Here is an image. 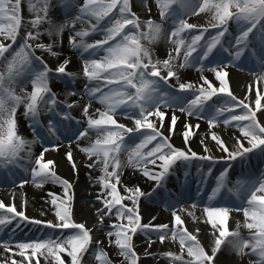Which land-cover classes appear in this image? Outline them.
<instances>
[{"label":"snow or ice","instance_id":"obj_1","mask_svg":"<svg viewBox=\"0 0 264 264\" xmlns=\"http://www.w3.org/2000/svg\"><path fill=\"white\" fill-rule=\"evenodd\" d=\"M154 3L159 21L150 16L142 19L132 10V0H0V172L12 173L16 169L30 172L37 187L48 182L59 183L70 201L72 197L68 193L72 185L56 175L52 170L55 161L47 159L45 153L58 151L62 138L71 137L87 155L90 161L87 167L100 165L102 174L96 183L101 186V191L96 195V201L101 207L96 209L99 224L96 231H106L109 246L118 248L119 256L127 264H139L140 256L133 239L139 233L148 237L149 248L155 243L150 238L152 235L160 243L168 238L178 241L179 254L164 253L170 258L169 264H216L222 245L241 258L240 264L244 257L253 256L256 259H250L249 264H264V174L255 179L237 180L234 187H229V165L216 177V186L207 196L208 203L203 208L206 222L214 230V246L210 251H206L197 238L199 228L193 234L184 227L175 204L166 206L173 209L172 228L168 224H142L139 201L142 197H150L151 193L142 191L139 186H123L121 180L125 167L143 166V175L159 187L181 165L188 169L194 161L215 163L213 156L198 155L189 146L192 129H199V124H185L182 133L185 149L176 148L170 142V136L162 131L166 118L162 109L172 110L169 133H174L178 119L175 112L179 111L188 117L204 119L210 130L221 124L236 128L239 134L233 137L231 147L215 131L211 132V140L227 154L228 160L239 159L244 163L253 155L264 159V121L257 116V112L264 116L261 111L264 97L257 92L253 109L232 93L227 79L229 67L239 68L247 60L258 65L262 73L258 81L264 80V0H154ZM141 4L150 14L147 0H141ZM57 7L63 10L62 20L54 18ZM200 13L209 14L207 26L189 23L185 18ZM165 25H168L167 30ZM232 25H235L234 29ZM230 29L231 39H228L226 34ZM66 33L69 49L78 53L83 61L82 74L87 82L82 94L73 91L69 95H80L81 98L86 95L88 104L60 101L51 88L53 79L77 78V74L67 71L71 60L63 55ZM97 35L102 39L88 42ZM186 36L191 37L190 42H186ZM44 37L49 42H43ZM165 38L174 45L173 49L166 52L167 58H154L152 46ZM45 54L57 60L55 68L45 62ZM223 54H227V60ZM193 67L201 73V83L181 82L180 72ZM205 72L213 73L219 85L214 86ZM173 80L175 85L170 82ZM28 84L31 85L30 92L26 91ZM18 87L23 95L17 94ZM213 97H216L215 101ZM92 101L98 102L104 110L90 112ZM219 101L222 103L218 106ZM21 107L32 132L31 140L18 131L17 112ZM77 107L82 110L86 126H81V121L71 115ZM236 109H240L239 113ZM117 114L133 120V127L118 123ZM42 115L48 116L47 124L41 120ZM90 132L96 133V140L81 147L80 141ZM53 140L59 143L53 144ZM36 144L42 149L38 154L34 151ZM204 152H209L206 144ZM122 154L127 155L126 161L121 160ZM66 156L75 169L70 145ZM148 164L160 171L149 170ZM198 174L199 195L200 185L206 184L205 175L213 174L212 166L206 174L198 168ZM188 175L185 171L186 181ZM28 182L22 178L20 186ZM118 185L126 194H121ZM222 190L234 193L237 200L242 197V203L233 207L220 205L217 197ZM49 195L53 197L51 203L56 209L55 219L50 221L29 218L24 210H17L15 203L6 206L0 201V226H7L19 218L34 225L44 224L51 230L50 234L42 233L34 240L9 238L0 241V248L5 253H12L0 259V264H33L34 257H43L45 264H66L61 253L70 258L67 264H84V256L90 252L99 264H113L107 253L99 248L102 241L93 235V229L86 223L75 222L72 210L64 200L57 204L55 195ZM126 200L131 206L124 203ZM23 207H26V201ZM196 207L193 202L192 208ZM232 211L243 213L247 236L241 235L239 223L237 230L229 231L226 222ZM189 215L194 216V213ZM113 216L119 222H113L105 229V219ZM144 255L147 257L152 253L146 249ZM15 256L21 259L17 260ZM35 264H40L39 258Z\"/></svg>","mask_w":264,"mask_h":264},{"label":"bare ground","instance_id":"obj_2","mask_svg":"<svg viewBox=\"0 0 264 264\" xmlns=\"http://www.w3.org/2000/svg\"><path fill=\"white\" fill-rule=\"evenodd\" d=\"M147 7L151 8V13L149 14L147 8L142 6L141 0H132V10L136 12L142 19L150 18L159 21V15L157 7L154 3V0H147ZM25 15L28 16L29 14L25 12ZM54 18L57 20L63 19V10L59 7L54 9ZM189 23L198 24L201 26H207L210 20V16L208 13H200L199 15H190L185 17ZM78 28L81 25H77ZM87 27V25H84ZM168 25H165V29L167 30ZM235 28V25H232V29ZM210 31H212L210 29ZM214 31H212L213 33ZM215 34V33H214ZM213 34V35H214ZM228 35V39H231V33L226 34ZM208 38V34H205V39ZM43 42H49L47 37L42 38ZM102 39V36L97 35L91 37L88 42L91 43L94 40ZM191 37L186 36V42H190ZM203 42V41H202ZM146 43V42H145ZM154 51V58L159 57L161 59L167 58L166 52L173 49L174 45L169 44L165 39L160 40L158 43L152 46ZM37 55H41V53L37 52ZM63 55L71 60V63L67 67L68 72H72L77 74V78L73 80L70 77H65L63 82L51 80V88L52 91L57 94V98L60 101H64L66 103H71L72 101H79L80 104H88L89 101L86 99L88 98L86 95L81 98L80 95H76L73 99H70V95L67 94V90L63 89L62 86L71 88L72 91L76 93L82 94L84 92L86 86V80L82 74V67L83 61L80 58L79 54L71 51L67 44V33L65 34L64 38V47H63ZM196 53H193L195 56ZM224 58L227 54L223 55ZM44 60H46L52 68H55L57 65V60L53 57L48 55L43 56ZM225 58V60H227ZM243 59V58H242ZM198 67V66H197ZM229 75L227 77L230 85V90L232 93L239 99L243 100L245 103H249L250 106L255 109V99L257 92L260 93L262 97H264V80H259L258 77L262 75L259 71L258 65L254 61H244L239 68L238 67H229L227 69ZM200 75L196 68H188L182 70L180 72V79L181 82H192L194 84L199 85ZM204 75L208 77L210 81L213 82L214 86H218L219 82L215 80V76L211 72H205ZM173 85H175V81H170ZM17 94L23 95L20 91V88H17ZM26 91H31V85L28 84ZM107 91V89H105ZM223 95V94H220ZM214 98V97H213ZM98 103V102H97ZM222 101H220V104ZM99 104V103H98ZM261 104L264 105V99L261 100ZM96 109L104 110L103 106L99 104L98 107H92L89 109L90 112H93ZM166 112V118L164 121V134L170 136V142L179 149H185L186 145L184 143V139L182 136L183 131L185 130V124H191L193 126L199 124V129L193 127L192 135L189 136V146L191 147L192 151H195L198 155H211L215 158V163L219 160L224 162H228L229 165L234 170L235 174L242 176L243 180L247 176L245 172L248 170L251 172L252 168L257 170V166L254 165H246L245 163H241L239 159L236 161L228 160L227 154L221 152L216 146L215 142L211 140V132L215 131L218 135L222 137V139L227 143L229 147L233 144V137L238 135V130L234 127H224L222 124L215 129H209L208 125L205 126L204 119H197L195 117H188L186 114L181 113L179 111L175 112V115L178 117L177 123L175 125L174 133H169L167 131L168 125L170 124V118L172 115V110L170 109H162ZM24 109L23 107L18 109L17 116H18V131L22 134L25 138L31 140L33 138L32 135L29 137V132L27 130L28 121H26L22 115ZM261 111H264L262 109ZM71 115L75 117V119L81 121V126H86L85 118L82 115V110L77 107L71 111ZM47 116V115H42ZM41 116V117H42ZM258 118L264 121V116L261 115V112H257ZM118 123H122L124 125H129V127H133V120L126 118L124 114H117L115 116ZM97 136L95 132H90L88 136L83 138L80 141V146L84 147L96 140ZM64 139V142H63ZM201 140H204V144H206L209 148V152H204V144H201ZM59 142L53 140V144H58ZM69 145L71 146V151L73 155V162L76 164V168L73 169L72 162L67 159L66 152L68 150ZM51 148V145H48ZM41 147L39 144L34 146V151L38 154L41 151ZM61 152L62 154H59ZM47 159H51L55 161V166L52 169L58 177L62 180H68L69 183L72 185V188L69 190V195L72 199L69 201L65 197L64 188L59 183H52L48 182L43 185V187H37L35 183L32 182L30 172L24 173L20 169L14 170V172H0V177H5L4 180H0V186L7 185V190H0V201H3L4 204L11 205L15 203L17 210H24L25 215L32 219H38L41 221H50L55 219V206L52 205L51 200L52 196L49 193H53L57 198V204H60L61 200L63 199L65 205L71 208L73 219L75 222L79 223H86V226L93 229V235L98 238L102 243L99 244V248L103 249L110 260H112L113 264H127L124 261V258L119 256V250L114 245L109 246V240L106 236V231H96L99 227L98 218L96 215V209L101 207V204L96 201V195L101 191V186L96 183L97 178L102 174L100 172V165L97 164L95 168H89L87 165L90 163L88 160L87 155L80 150V147L77 146L76 143L73 142L71 137L62 138V145L59 147V150H50L49 152L45 153ZM223 157V159H221ZM95 159V158H93ZM121 160L126 161L127 155L122 154ZM251 160L246 161V163H251ZM160 162L157 161V164ZM179 164V162H177ZM214 163V164H215ZM204 164H213L211 161H194L190 168L185 169L183 165L176 168L175 171L166 177V180L162 182L161 186H157L155 181L149 180L146 176L143 175V166L140 167H132L128 166L122 170L121 173V180L122 185L127 186L129 188L139 186L140 189L146 193H151V196L148 198L142 197L139 201V209L141 210L143 204V199L145 202L148 200V204L146 203L147 210L143 212L142 216V224H168L169 228L174 226V218L171 215L173 209H169L168 212L163 211V208H155L159 205V201L162 205L169 203V201H163L161 198L159 199V192L164 187H171L174 192L173 201H181L185 198H189L193 200V202L198 201L199 199H203L205 197V184L200 185L201 192L197 194V185L199 184V174H198V166L203 165L202 169L203 172L207 173V168L204 167ZM235 164V165H234ZM254 166V167H253ZM147 167L149 170L158 172L160 169L155 167L151 164H148ZM248 168V169H247ZM244 170L245 172L241 171ZM238 170V171H237ZM240 170V172H239ZM19 171L21 174H19ZM185 171L189 173L187 177V181L185 179ZM212 175L210 176L209 181L213 180L217 177L216 167L212 170ZM28 177V183L23 184L21 187V182L18 179L21 177ZM208 175H205V178L208 179ZM212 178V179H211ZM249 178V179H255ZM207 188H211V184L207 186ZM1 189V188H0ZM118 189L120 190L121 194H126L124 192V188L121 185H118ZM235 195V194H234ZM223 196L222 200L226 198L227 193L226 191H222L221 195ZM13 197L15 199L13 200ZM233 205H240L242 203V197L240 200H237L236 196H233ZM26 201V207L24 203ZM232 201V202H233ZM124 203L131 206L129 201H124ZM183 209H175L178 215H181L182 219L184 220V227L188 229L189 232L196 234V229L199 228V234L197 236L198 240L205 248L206 251H210L211 247L214 246V239L213 236V229L211 225L207 223L206 214H203L204 207H196L195 209L188 204H184L182 207ZM2 211V210H0ZM190 212L194 213V216L189 215ZM150 213V214H149ZM151 214L153 216L151 217ZM150 216V219H149ZM155 217V219H153ZM113 222H119L115 220V216L112 219H105L104 227L108 229L109 226ZM239 223L240 228L239 231L242 236L248 235V230L244 227L245 224V217L243 216L242 212L232 211L230 213V217L226 223L229 231L237 230V224ZM19 224V226H17ZM30 225L42 228L44 224L41 225H34L28 221H20L19 218L13 220L11 224L7 226H2L0 229H4L3 231L6 233L5 237L2 239L0 237V241H6L9 238H14L16 235L19 238V241H27V240H34L35 236L37 235H48L50 231L35 233L37 229L31 230ZM219 233L216 232V236ZM135 243V250L137 254L140 256L139 264H169L170 258L165 256L164 253L169 251L173 253L179 254L180 248L178 241H173L171 238L165 240L164 243H160L158 239L155 241V244H152L151 247H148L146 237L143 233H139L138 235L133 237ZM159 246V247H157ZM151 252V256H145V250ZM15 251V249H13ZM6 255L10 256L12 253H5L2 248H0V259L4 258ZM66 254L61 253L63 259L66 264L70 260L65 256ZM66 257V258H65ZM17 260H20L21 257L15 256ZM39 258L40 264H45L43 257H34L33 264H35L36 259ZM51 260V258H49ZM250 259L255 261L256 257H244L242 260V264H249ZM241 258L237 257L235 253L227 246L222 245V251L217 254L216 264H240ZM54 264V262H53ZM84 264H99L94 259L92 253L85 254L84 256Z\"/></svg>","mask_w":264,"mask_h":264},{"label":"rangeland","instance_id":"obj_3","mask_svg":"<svg viewBox=\"0 0 264 264\" xmlns=\"http://www.w3.org/2000/svg\"><path fill=\"white\" fill-rule=\"evenodd\" d=\"M230 32H232V30H230ZM215 32H213L212 34H214ZM224 55V54H223ZM226 55V54H225ZM224 57V56H223ZM225 58H226V56H225ZM227 59V58H226ZM45 62L49 65V67H51L50 66V64L45 60ZM52 68V67H51ZM59 81V79H54V81ZM63 80H64V78L63 79H60V82H63ZM62 88L63 89H66L67 90V94H69L70 92H73L72 90H71V88H68V87H64V86H62ZM75 96H73V95H70V99H73ZM87 100H88V98H86ZM213 100L215 101L216 100V97H214L213 98ZM89 101V100H88ZM217 104H218V106L220 105V101L219 102H217ZM92 105L94 106V107H98L99 106V104L96 102V101H92ZM96 109V108H95ZM239 111H240V109H236V112L237 113H239ZM41 120L45 123V124H47V122H48V116H42L41 117ZM208 124L205 122V126H207ZM127 127H129V125H126ZM220 125H218L217 127H219ZM27 130H29V132H30V134L32 135V132H31V129L29 128V127H27ZM142 131H144V130H142ZM125 139H127V137H125ZM63 142H64V139H63ZM136 142L138 143L139 142V140H136ZM149 147H151V146H149ZM59 154H62L61 152H59ZM63 155V154H62ZM252 157H255V158H260L259 156H256V155H253ZM202 166L203 165H199L198 167L199 168H202ZM209 166H212V170H213V168L214 167H216V172L217 173H220L221 171H223V169L226 167V164H224V161H222V160H219L218 162H216L215 164H204V167L205 168H207V170H208V168H209ZM260 172H263V170H261ZM19 174H21V172L19 171ZM256 174H259V172H257ZM27 179L28 180V177L26 178V177H24V176H21L19 179H18V181H20L21 182V179ZM216 185V184H215ZM0 190H7L8 188H7V185L5 186V187H3V186H0ZM164 191H165V193L161 190L160 192H159V199L161 198L163 201H165L166 200V195H169V192H170V190H168V189H171V187L170 188H168L167 189V187H164V188H162ZM169 197V196H168ZM143 206H142V208H141V210H140V214H141V216H143V212H145L146 210H147V207H146V203L148 204V200L145 202V199H143ZM185 203H190V200L189 199H184V200H181V201H177L176 203H174L175 205H177V208L176 209H183L182 207H183V205L185 204ZM170 204H172V202H170ZM169 204V205H170ZM181 205H182V207H181ZM188 205H190V206H192L191 204H188ZM166 206L167 205H162L161 204V202L159 201V205H157L155 208H163L162 210L163 211H166V212H168V209L166 208ZM233 206H236V205H233ZM233 206H230V207H233ZM171 212V211H170ZM234 212V211H233ZM146 213V212H145ZM150 214V213H149ZM153 216V214H151V217ZM149 219H150V216H149ZM227 223V222H226ZM227 226V225H226ZM2 227V226H1ZM30 228H31V230H34V229H37L36 230V232L35 233H41V232H44V231H46V232H48V231H50V233H51V230L50 229H47L46 228V226L44 225L42 228H39V227H35V226H32V225H30ZM4 229H0V237L3 239L6 235V233L3 231ZM48 230V231H47ZM64 231H67V230H64ZM15 237H16V239L14 238V241H19V238L16 236V235H14ZM41 236L40 235H37V236H35V239H38V238H40ZM151 240L152 241H156L158 238L155 236V235H152L151 237ZM146 240H148V239H146ZM156 243V242H155ZM155 243H152V244H155ZM157 247H159V246H157ZM160 248V247H159ZM66 257H67V255H65ZM65 257V258H66ZM67 258H69V257H67ZM123 258V257H122ZM65 261H67V260H65Z\"/></svg>","mask_w":264,"mask_h":264}]
</instances>
